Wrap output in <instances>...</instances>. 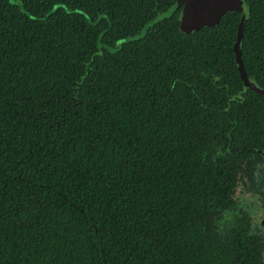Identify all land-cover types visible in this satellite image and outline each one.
Here are the masks:
<instances>
[{"label":"trees","instance_id":"16d2710c","mask_svg":"<svg viewBox=\"0 0 264 264\" xmlns=\"http://www.w3.org/2000/svg\"><path fill=\"white\" fill-rule=\"evenodd\" d=\"M239 1L185 34L177 0H0V264H264L233 52L244 16L264 89V0Z\"/></svg>","mask_w":264,"mask_h":264},{"label":"water","instance_id":"95a60500","mask_svg":"<svg viewBox=\"0 0 264 264\" xmlns=\"http://www.w3.org/2000/svg\"><path fill=\"white\" fill-rule=\"evenodd\" d=\"M209 5L213 7L209 9ZM179 29L185 34L208 28L218 23L224 14L238 11L242 8L239 0H177ZM189 12H195L198 17L190 19ZM245 17L242 16L237 28L236 41L233 46L235 65L239 78L244 87L250 89L258 96L264 98V89L258 83L248 77L243 69L241 46Z\"/></svg>","mask_w":264,"mask_h":264},{"label":"rangeland","instance_id":"374dc122","mask_svg":"<svg viewBox=\"0 0 264 264\" xmlns=\"http://www.w3.org/2000/svg\"><path fill=\"white\" fill-rule=\"evenodd\" d=\"M250 174L252 176L251 178V184L253 188L250 186V192L245 190L243 186H239L237 189V193L235 195V198L240 197H249L250 200L255 202L256 206L258 208L263 209L264 208V171L262 164H259L258 161L255 162V165L251 168ZM263 211V210H262ZM261 212L259 211L258 216L259 217ZM257 225L258 223L255 222ZM262 231V230H261ZM258 235L262 236L264 238V234H262L259 230L256 231ZM264 232V231H262Z\"/></svg>","mask_w":264,"mask_h":264},{"label":"flooded vegetation","instance_id":"af4514ba","mask_svg":"<svg viewBox=\"0 0 264 264\" xmlns=\"http://www.w3.org/2000/svg\"><path fill=\"white\" fill-rule=\"evenodd\" d=\"M258 161L259 164H262V167H263V171H264V157L261 159V158H254V159H251L250 160V163L248 164H244L243 165V171L241 170L240 173H243V172H246V171H251V168L253 167V165H255V162ZM240 186V185H239ZM241 186H243V184H241ZM249 191L250 192V187H248ZM247 190V189H245ZM237 193V192H236ZM236 195V194H235ZM242 198H247L248 200H250L251 198L249 197H240L238 199H236L237 201L238 200H241ZM251 201V200H250ZM248 206H251V210L253 211L254 213V216H253V221H252V225H251V228H252V232L259 237L260 240H262L264 242V238L260 235L257 234L256 231H260L262 234H264V208L263 209H260L258 208V206H256L255 202L251 201L250 204L246 205V203L243 204V207H247L249 208ZM250 209V208H249ZM263 210V211H262ZM259 211L261 212L260 216H258V213ZM257 222L258 225L255 223ZM262 230V231H261Z\"/></svg>","mask_w":264,"mask_h":264},{"label":"snow or ice","instance_id":"6c2138e0","mask_svg":"<svg viewBox=\"0 0 264 264\" xmlns=\"http://www.w3.org/2000/svg\"><path fill=\"white\" fill-rule=\"evenodd\" d=\"M58 7H64V5H57ZM209 7V9L211 10V8L213 7L212 5H209L208 6ZM54 10V9H53ZM189 17H190V19H194V18H196V17H198L197 16V14L195 13V12H189Z\"/></svg>","mask_w":264,"mask_h":264}]
</instances>
